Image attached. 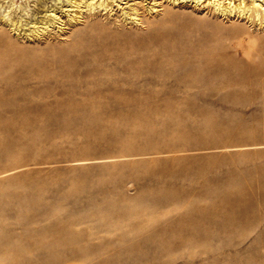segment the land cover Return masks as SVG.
Returning a JSON list of instances; mask_svg holds the SVG:
<instances>
[{
    "label": "rangeland",
    "instance_id": "1",
    "mask_svg": "<svg viewBox=\"0 0 264 264\" xmlns=\"http://www.w3.org/2000/svg\"><path fill=\"white\" fill-rule=\"evenodd\" d=\"M162 1L137 22L83 10L55 39L89 44L73 75L0 80L31 91L0 107V264H264V27Z\"/></svg>",
    "mask_w": 264,
    "mask_h": 264
},
{
    "label": "bare ground",
    "instance_id": "2",
    "mask_svg": "<svg viewBox=\"0 0 264 264\" xmlns=\"http://www.w3.org/2000/svg\"><path fill=\"white\" fill-rule=\"evenodd\" d=\"M161 1L159 2L158 0H56L55 2H52L49 5L47 3V0H41V1L39 0V3L37 2V5L34 8L30 9L27 8V5L23 7H21L20 4L14 5L15 4L14 0H0V80L6 81L11 77L13 78V80L26 79L30 81L33 79L38 80L40 78H44V77L47 78L54 75L59 77L73 75L74 73H76L79 66L89 65L90 63L89 59L87 57H84L83 55L85 54L86 56V51L84 49H85V45H89V44H84V41L79 40L77 37H76L77 39L74 42L69 43L67 45L56 44L55 39L56 37L62 38L61 36L67 35L71 27H75L80 24L82 20L81 14L83 13V10L88 11L89 14L92 15L94 14V12L92 11H94L97 8H98L97 10L100 9V12L101 10H105L107 12H112V11L114 12L116 11V9L117 10L119 9L120 12L119 14L116 12L118 15H116L117 17L114 19L118 21L120 19L121 20L123 19V21H127V19H129L131 21L137 22L140 19L141 13L145 12L151 14L153 12H157L160 10L164 11L165 10L164 6L166 2H164L165 3L164 4L163 1L162 2ZM167 1L175 2L177 0H167ZM192 1L195 2V4L197 5H200V3L202 2H204V5H210L212 9L215 11L217 10L220 15L226 16L225 18L227 17L231 18L237 16L246 19V21L250 22L251 24L264 27V0H192ZM175 4L176 2L173 3V5ZM10 7L11 9L8 10V8ZM17 8H20L21 11L23 9H24L23 11L26 10L25 13L30 16L28 17L24 16L25 13L15 14ZM98 14L100 13L98 12ZM97 16L98 15H96V17ZM214 16L216 17V14ZM63 17L65 19H63ZM83 23H85V21ZM119 23H121V21H119ZM98 26H99V22L95 20L91 21L89 24V27L91 29H96L98 28ZM126 27L128 28V26ZM159 27L161 26L159 25ZM95 31L97 32V30ZM253 38L255 39V37ZM156 39L157 40H154L156 41L154 44L160 43L161 45L163 44V47H165L163 49V54H161L159 51L156 50L150 51V53L146 55L147 60L152 59L154 62L164 63V61L169 60L170 57H174L177 54L168 48L169 44L165 40L163 39L160 40V38L158 37H156ZM261 41L264 42V36L261 37ZM100 42L101 43L99 44V50L101 49V51L103 50L112 51L108 53L107 55L108 57H113L115 59L123 60L124 58H131L130 56L142 55L140 50V45L138 46L133 45L127 47L126 46L127 44L119 43V41L117 40L114 41V39H112V41L102 40ZM200 48L201 46L198 43L194 49L199 50ZM98 52L99 51L94 52L93 55L90 57V60L93 61L91 62V64H93L94 61L98 59L97 57L99 56L94 55V54H98ZM58 78H56V80ZM239 78L241 79V77ZM53 83H55V81H53ZM10 87L11 90H7L0 96V107H14L15 105L25 101L26 97L19 96L21 93L28 94L29 92H31L26 87L23 88L17 85H11Z\"/></svg>",
    "mask_w": 264,
    "mask_h": 264
}]
</instances>
